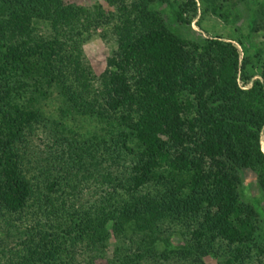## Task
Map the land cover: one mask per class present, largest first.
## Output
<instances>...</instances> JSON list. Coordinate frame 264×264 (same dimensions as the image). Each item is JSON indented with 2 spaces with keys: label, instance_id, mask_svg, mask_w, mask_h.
Returning <instances> with one entry per match:
<instances>
[{
  "label": "trees",
  "instance_id": "obj_1",
  "mask_svg": "<svg viewBox=\"0 0 264 264\" xmlns=\"http://www.w3.org/2000/svg\"><path fill=\"white\" fill-rule=\"evenodd\" d=\"M151 1L134 0L137 12L127 11L137 34L131 25L110 26L118 42L94 85L80 46L98 27L107 35V15L65 0H0V229L36 208L32 214L63 216L69 239L63 259V248L28 234L31 249L17 250L12 264H74L77 245L100 255L111 237L110 264H151L180 254L203 264V255L220 250L231 264L250 263L260 214L237 187L240 170L249 168L264 193V64L259 78L240 86L237 77L252 78L249 60H239L231 41L192 45L165 27ZM181 2L176 17L189 22L196 0ZM53 88L57 114L47 118L41 102L53 105ZM40 121L69 132L61 138L66 150L58 152L56 141L45 144L42 161L51 173L37 184L24 159ZM83 121L96 127L83 131ZM86 181L103 196L93 210L78 212ZM187 215L194 216V230L178 252L169 247V227ZM167 230L159 250L157 237Z\"/></svg>",
  "mask_w": 264,
  "mask_h": 264
},
{
  "label": "rangeland",
  "instance_id": "obj_2",
  "mask_svg": "<svg viewBox=\"0 0 264 264\" xmlns=\"http://www.w3.org/2000/svg\"><path fill=\"white\" fill-rule=\"evenodd\" d=\"M65 1L91 8L95 5L98 7L99 13L107 15V17L104 16L107 35H103V29L100 27H98L95 32L89 29V37L87 36L81 42L80 46L81 60L84 63L83 65L89 66L92 69L94 77L92 81L95 85L97 78H100L101 81L102 74L107 67L106 59L112 53L113 48L118 42L116 33L113 34L111 32V34H109L110 26L112 24H119L120 28L124 26V24L131 25L132 27L130 28L133 30L132 33L137 34L141 30L138 29V26L135 24L126 21V19L128 10L131 12V16H133L138 8L131 6L134 0H123V2L121 0H115L114 2H108L106 0ZM181 1L183 0H152L149 3V8L161 18L169 31L184 38L189 43H192V45L193 43H196V45L208 43V41L210 42L214 39L231 41L238 49L239 60L244 57L249 60L248 71L252 78L247 83H243L242 79L237 77V83L240 86H250L252 80L259 78V72L263 66L262 64H264V0H196V13L193 17H190L189 22H180L176 17L175 10L177 4ZM211 9L214 10L215 13L212 12ZM191 11L189 14H192ZM217 14H220V16ZM123 32L126 33L124 30ZM205 40L206 42H204ZM53 91L54 95L52 98H56L53 100V105L50 101H48L47 105L46 102H41V107L45 111L47 118L48 115L55 116L57 114L56 107L54 106L57 104V101H59V98H57L55 93L56 88H53ZM67 121L73 124L72 118L68 117ZM47 122L48 121H40L36 123L37 125H34L35 131L30 138L29 153L26 154L24 159L25 167L31 163L30 165L32 168L30 175L37 177V184L38 179L43 176L44 173H51L46 169V166H44L46 164L45 161H42L46 156V153H43L47 150L45 144H51L56 141L55 144H60L56 149L58 152L66 150L61 138L67 136V132H69H61L60 130L58 132L55 129V125ZM87 122H82L83 131L87 129L91 131L92 128L96 127L95 122L91 124ZM68 134L71 137V134ZM259 143L260 149L264 154V125L260 130ZM24 146L26 145L22 144L21 148L23 149ZM39 156L40 158H38ZM30 159L32 161H29ZM239 173L240 182L237 191L240 199L255 205L260 214V221L258 222L259 227L257 229L255 241L248 250L250 254H252L249 264H262L259 263L260 258L264 264V254L260 256L254 252L257 247L264 250V193L259 188L257 176L253 170L243 168ZM85 183V188L83 187V189H80L83 190V194H81L82 197L79 196V203L77 202L78 212L93 210V208L100 204L99 197L103 196L102 192H100V195L93 191L95 184L92 181H86ZM85 183L82 184L84 185ZM39 185L43 184L40 183ZM36 211V208H31L25 215H22L21 219L13 221L15 223L13 224V228L9 227L8 230L4 232L0 229V264H12V258L16 256V251L23 249V247L25 252L31 249V243L25 246L27 245L26 243L30 241L28 234L31 236V240H33V237L34 240L47 239L46 241L49 242L48 246L52 249L55 247L63 248L64 251L61 252L63 256L67 253V248L65 246L68 244L69 239L63 234L65 225L61 223L62 221L63 223L67 221L63 219V216L59 219L55 218V215L52 213L45 214L39 211L38 213L32 214V212ZM194 221L193 215H187L175 221L169 227V231L173 234L172 236H169V231L167 230L168 232L165 231L163 235L157 237L158 249L161 250L163 248L164 239L169 236V247H180L178 249L179 252L184 245L186 246L187 241H189L188 230H194ZM35 225L37 226V230L34 228ZM36 231H38V234L40 232L39 236L41 239L35 236ZM7 232H9V234ZM109 242L110 244L105 247V251L102 250L100 255L95 256L92 255V251L85 252L82 245H77L74 248V252L71 250L75 260L74 264L88 263L90 256H92V259L94 258L95 264H110V258L114 255L115 238L111 237ZM124 245H128V243ZM132 246H135L134 243ZM124 248L126 250V246H124ZM232 248H234V246H232ZM232 248L226 246L224 250L226 252H232ZM218 253L220 254L218 256L203 255L201 257V262L203 264H231L229 263L231 262V258L227 257L229 254H223V250L218 251ZM88 254L90 255L87 257ZM95 254H98V252L95 251ZM66 257L64 256L63 259H66ZM224 260L226 261L224 262ZM142 264H146V262ZM151 264H197V262L191 261V256L189 255L185 256L180 254L176 255V257H168L166 260H162L161 258L159 260H154Z\"/></svg>",
  "mask_w": 264,
  "mask_h": 264
}]
</instances>
